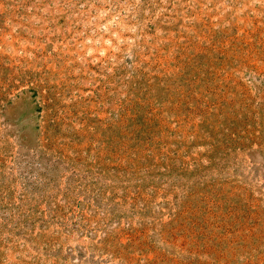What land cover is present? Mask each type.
Returning a JSON list of instances; mask_svg holds the SVG:
<instances>
[{
    "label": "rangeland",
    "instance_id": "obj_1",
    "mask_svg": "<svg viewBox=\"0 0 264 264\" xmlns=\"http://www.w3.org/2000/svg\"><path fill=\"white\" fill-rule=\"evenodd\" d=\"M0 264H264V0H0Z\"/></svg>",
    "mask_w": 264,
    "mask_h": 264
}]
</instances>
